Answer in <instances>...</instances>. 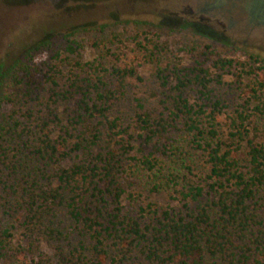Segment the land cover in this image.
Wrapping results in <instances>:
<instances>
[{
    "label": "trees",
    "instance_id": "1",
    "mask_svg": "<svg viewBox=\"0 0 264 264\" xmlns=\"http://www.w3.org/2000/svg\"><path fill=\"white\" fill-rule=\"evenodd\" d=\"M85 30L56 50L34 44L0 74V108L12 106L0 119V205L19 219L0 228V262L264 264V59L162 64L157 44L137 42L163 110L135 99L125 119L116 102L143 79L116 53L108 68L75 61L68 38ZM227 76L253 81L230 113L215 90ZM178 124L183 144L168 147ZM143 192L176 206L138 204Z\"/></svg>",
    "mask_w": 264,
    "mask_h": 264
},
{
    "label": "rangeland",
    "instance_id": "2",
    "mask_svg": "<svg viewBox=\"0 0 264 264\" xmlns=\"http://www.w3.org/2000/svg\"><path fill=\"white\" fill-rule=\"evenodd\" d=\"M83 26L87 30L68 38L78 44L72 55L75 61L86 65L97 60L105 62L104 67L108 68L109 55L116 53L123 65L135 69L143 79L142 82L129 80L116 102L115 111L125 119L136 109L135 99L150 112L157 114L163 110L154 74L148 66H143L145 52L136 48L137 42L148 49L151 42L157 44L162 64L188 65L217 55L240 62H245L250 54L264 59V0H0L1 82L7 81L11 65L34 44L50 41L52 50H56L62 43L66 44L64 35ZM106 48L110 53H106ZM52 56L51 50L46 52L43 63H51ZM65 56L62 54L60 59ZM61 69L66 76L69 69ZM46 72L48 67L43 66L36 80L44 82ZM250 79L244 76L238 81L227 76L225 84L215 86L229 113L242 103L241 94H248L253 84ZM190 95L192 99L194 94ZM11 110V105H3L0 119ZM257 126L256 136L263 141L264 121H258ZM176 128L175 134L169 135L168 147L183 144L181 124ZM140 200L138 204L176 206L164 192H143ZM13 213H5L0 205L1 229L17 227L18 214Z\"/></svg>",
    "mask_w": 264,
    "mask_h": 264
}]
</instances>
